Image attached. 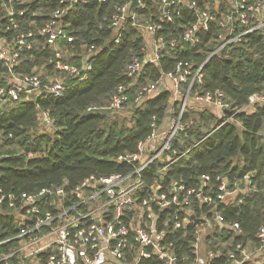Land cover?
<instances>
[{"label": "built area", "instance_id": "1", "mask_svg": "<svg viewBox=\"0 0 264 264\" xmlns=\"http://www.w3.org/2000/svg\"><path fill=\"white\" fill-rule=\"evenodd\" d=\"M79 1L89 0L70 3ZM158 2V15L146 21L140 20L138 12L130 13L129 1L114 4L109 16L114 41L122 39L128 25L136 26L144 38L143 56L135 57L127 66V75L132 79L129 86L119 84L107 105L89 106L88 110L135 108L146 97L165 89L171 91L170 105L162 116L153 114L151 131L138 141L136 151L117 157L129 164L126 173L90 174L69 190L66 181L21 192L6 191L0 186V212L11 214L18 227L13 236L0 238V264H149L154 258L159 264H225L215 263L221 257L228 258L230 264H264V224L257 228L253 239H240L234 244L233 237L243 235V227L239 220L226 221L222 208L243 201L250 189L251 173L246 172L241 179L206 173L199 177L196 186L188 185L183 178L165 179L187 151L223 123L236 120L239 112H252L256 104L264 105V92H253L246 103L235 105L220 88L203 89L204 65L213 54L254 29L264 33V0ZM223 2L228 5L221 10ZM143 6L141 0L140 7ZM67 9L68 6L56 8L36 32L23 28L15 19L17 14H24L23 10L10 8L8 28L14 29L12 40L0 32V61L7 63L11 72L7 83L0 85V109L9 101L18 100L22 93H26L27 99L34 97V93L61 95L72 87L68 77L79 81L87 78L90 59L95 54L92 47L82 65L63 61L57 49L60 37L73 41L64 22ZM184 12L195 15V20L185 28L183 40L195 47L201 41L199 32L217 23V47L202 63L176 62L172 70L143 84L130 100L128 89L143 75L145 66L158 64L166 45L178 44L174 38L166 41L157 34ZM36 33L43 35L55 50V67L63 76L43 79L39 73L20 76L13 72L21 54L34 47ZM208 108L217 109L211 112L219 123L206 130L194 145L187 146L184 142L194 125L193 113L209 111ZM40 119L42 126L52 127L48 109L41 111ZM193 198L200 202L197 211L190 206ZM190 223L194 224L193 258L179 255L171 239V235L185 230ZM216 229L230 233L225 245L232 248L209 247L206 237ZM217 239L222 242L220 235Z\"/></svg>", "mask_w": 264, "mask_h": 264}, {"label": "trees", "instance_id": "2", "mask_svg": "<svg viewBox=\"0 0 264 264\" xmlns=\"http://www.w3.org/2000/svg\"><path fill=\"white\" fill-rule=\"evenodd\" d=\"M118 1L129 0L102 3L89 0L73 4L70 0L64 3L0 0V32L7 39L12 40L14 35V29L8 28L10 8L23 10L24 14H17L15 19L23 28L37 32L56 8L68 6L64 22L73 41L58 39L57 49L62 60L82 65L89 48L95 52L87 78L79 81L68 77L72 87L61 95L41 93L27 99L26 93H22L18 100L9 101L0 109V186L6 191H34L65 181L69 190L90 174L128 172L129 164L118 161L117 157L136 151L138 141L151 131L153 114L162 116L170 105L171 91L165 89L146 97L135 111L131 107L116 111L88 110L89 106L107 105L119 84L129 86L132 79L127 75V66L135 57L143 56L144 38L136 26L128 25L122 39L114 41L109 16ZM142 2L144 6L136 10L140 20L156 18L158 0ZM227 5L223 2L221 10ZM194 20L195 15L184 12L174 24H167L165 30L157 34L163 35L166 41L174 38L178 44L166 45L159 63L145 66L143 75L128 89L130 100L143 84L172 70L176 62L202 63L217 47L216 36L220 29L217 23L199 32V45L192 47L183 40L185 28ZM54 51L45 37L36 33L34 47L21 54L13 72L20 76L39 73L43 79L63 76L55 67ZM10 74L8 64L0 61V85L7 83ZM204 74L203 89L220 88L235 105L246 103L253 92H264V33L254 29L240 41L213 54L204 65ZM44 109L49 110L53 119L52 133L40 129V113ZM193 115L194 125L184 142L187 146L194 145L206 130L219 123L211 111ZM30 152L33 155H29ZM246 172L251 173L252 181L243 201L232 207L222 206L226 221L239 220L243 227V235L233 237L235 244L240 239H253L257 228L264 224V105L256 104L252 112H239L236 120L223 123L187 151L170 168L165 179L183 178L188 185L196 186L199 177L206 173L241 179ZM191 205L196 211L200 208L195 198L191 199ZM17 231L12 215L0 212V238L11 237ZM219 235L222 242L217 239ZM229 237L230 233L216 229L206 237V242L213 249L227 250L232 248L230 244L225 245ZM171 239L179 255L193 258V223L185 230L176 231ZM149 262L159 264L155 258ZM221 262L230 264L226 257L215 261Z\"/></svg>", "mask_w": 264, "mask_h": 264}, {"label": "water", "instance_id": "3", "mask_svg": "<svg viewBox=\"0 0 264 264\" xmlns=\"http://www.w3.org/2000/svg\"><path fill=\"white\" fill-rule=\"evenodd\" d=\"M70 1H73V0H70ZM140 4H141V0H129V11L130 13L136 11L139 7H140ZM132 110H136L135 108H133Z\"/></svg>", "mask_w": 264, "mask_h": 264}, {"label": "rangeland", "instance_id": "4", "mask_svg": "<svg viewBox=\"0 0 264 264\" xmlns=\"http://www.w3.org/2000/svg\"><path fill=\"white\" fill-rule=\"evenodd\" d=\"M33 96H34V97L37 96V93H34ZM40 129H41V130H45V129H46V130H48L49 133H52L53 130H54L53 127H44V126H42V125L40 126Z\"/></svg>", "mask_w": 264, "mask_h": 264}, {"label": "crops", "instance_id": "5", "mask_svg": "<svg viewBox=\"0 0 264 264\" xmlns=\"http://www.w3.org/2000/svg\"><path fill=\"white\" fill-rule=\"evenodd\" d=\"M168 82H169V85H171V81H168ZM208 110L215 112L217 109H215V108H208Z\"/></svg>", "mask_w": 264, "mask_h": 264}]
</instances>
